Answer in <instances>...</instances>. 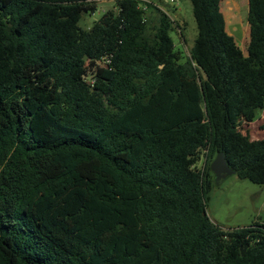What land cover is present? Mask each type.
<instances>
[{"label": "trees", "instance_id": "1", "mask_svg": "<svg viewBox=\"0 0 264 264\" xmlns=\"http://www.w3.org/2000/svg\"><path fill=\"white\" fill-rule=\"evenodd\" d=\"M190 2L187 57L134 0L88 31L98 0H0V264H264V225L207 214L219 153L264 187V139L242 131L264 111L260 0L247 56L221 0Z\"/></svg>", "mask_w": 264, "mask_h": 264}, {"label": "rangeland", "instance_id": "2", "mask_svg": "<svg viewBox=\"0 0 264 264\" xmlns=\"http://www.w3.org/2000/svg\"><path fill=\"white\" fill-rule=\"evenodd\" d=\"M243 9H248L247 0H239ZM116 4L111 0L98 2V10L93 14L84 13L79 23L83 30H90L102 17L110 11H116ZM173 20L181 25V30L174 28L171 37L176 50H181L190 57L191 48L198 35L190 0H180L176 9H170ZM248 23V22H247ZM184 37L181 36V33ZM244 134H249L253 140L264 139V111L258 119L242 126ZM206 162L205 155L197 165L203 169ZM207 214L210 219L224 230L245 228L260 223L264 225V187L248 180L239 179L236 175L225 180L219 186H214L208 194Z\"/></svg>", "mask_w": 264, "mask_h": 264}, {"label": "crops", "instance_id": "3", "mask_svg": "<svg viewBox=\"0 0 264 264\" xmlns=\"http://www.w3.org/2000/svg\"><path fill=\"white\" fill-rule=\"evenodd\" d=\"M248 9H243L239 0H221L214 16L217 28L224 29L232 36L243 53L248 55V46L251 37V27L247 23L250 11V0H247ZM259 9L264 16V0H260Z\"/></svg>", "mask_w": 264, "mask_h": 264}, {"label": "water", "instance_id": "4", "mask_svg": "<svg viewBox=\"0 0 264 264\" xmlns=\"http://www.w3.org/2000/svg\"><path fill=\"white\" fill-rule=\"evenodd\" d=\"M211 171L214 175L215 185L219 186L225 180L229 179L230 177L234 176L236 173L235 171L229 166L226 157L223 153H219L214 161L211 164ZM248 248V245L245 246L243 249L242 255H245V252Z\"/></svg>", "mask_w": 264, "mask_h": 264}, {"label": "built area", "instance_id": "5", "mask_svg": "<svg viewBox=\"0 0 264 264\" xmlns=\"http://www.w3.org/2000/svg\"><path fill=\"white\" fill-rule=\"evenodd\" d=\"M104 0H98V2H102ZM113 1L115 4L117 1H121V0H111ZM137 2L138 4V8L143 11V12H147L149 11L151 8H158L160 10H162L163 12L167 13L171 18L172 16L170 15V9L174 8L176 9V7L179 5L180 0H134ZM173 19V18H172ZM110 62V60H106V61H100L98 62L99 66H103L105 64H108Z\"/></svg>", "mask_w": 264, "mask_h": 264}]
</instances>
